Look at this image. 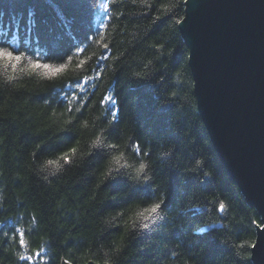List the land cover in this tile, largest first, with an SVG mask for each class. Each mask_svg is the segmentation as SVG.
I'll use <instances>...</instances> for the list:
<instances>
[{"label": "trees", "instance_id": "obj_1", "mask_svg": "<svg viewBox=\"0 0 264 264\" xmlns=\"http://www.w3.org/2000/svg\"><path fill=\"white\" fill-rule=\"evenodd\" d=\"M90 4L0 0V32L10 39L19 20V47L30 56L37 46L34 40L25 43L23 28L34 19L41 48L36 54L47 51L45 62L58 63L89 31ZM110 8L109 49L93 45L92 60L79 73L69 69L51 80L17 73L9 82L0 72V264H252L250 248L236 246L254 242L252 221L260 216L230 179L198 113L188 48L176 23L184 16V0H115ZM106 52L109 59L97 65ZM99 67L103 72L96 87L88 88L85 107L76 113L78 100L68 112L66 85ZM110 89L120 108L113 124L100 106ZM84 120L88 128L81 126ZM102 128L106 143L119 147L89 155ZM71 147H78L71 164L41 171ZM119 151L129 164L151 159L152 191L168 198L166 215L148 229L132 230L124 220L151 203L149 196L127 176L103 177ZM145 151L150 157H143ZM219 200L228 206L224 215L215 211ZM194 208L202 211H190ZM13 225L25 230L26 246H20ZM208 225L215 227L199 231Z\"/></svg>", "mask_w": 264, "mask_h": 264}, {"label": "water", "instance_id": "obj_2", "mask_svg": "<svg viewBox=\"0 0 264 264\" xmlns=\"http://www.w3.org/2000/svg\"><path fill=\"white\" fill-rule=\"evenodd\" d=\"M183 18L198 113L230 179L264 216V0H187ZM253 243L252 264H264V231Z\"/></svg>", "mask_w": 264, "mask_h": 264}, {"label": "snow or ice", "instance_id": "obj_3", "mask_svg": "<svg viewBox=\"0 0 264 264\" xmlns=\"http://www.w3.org/2000/svg\"><path fill=\"white\" fill-rule=\"evenodd\" d=\"M49 4H53L54 0H47ZM186 3L187 0H184ZM115 3V0H91L90 10L92 17L94 18L89 27V31L85 34L82 40H74L73 46L69 49L67 53L61 57V62L49 63L45 62L50 58V53L44 51L42 54L37 55L36 53L41 51L39 45V38L33 36V29L35 27V20L29 18L26 20L23 32L26 36L25 43L27 44L29 40H34L36 43V48L32 50V55H26L25 51H21L19 47V33L21 32L20 21L17 20L15 23V30L12 32L11 38H7V34L0 32V72H3L7 81L11 82L15 78L14 74H36L42 78L55 79L60 75L67 72L69 69L74 73H79L85 69L89 61L92 60V55L89 54V49L96 45L103 49H109V44L105 42L108 40L109 34V23L113 19V11L110 8V4ZM167 11H171V8H167ZM156 19H160L159 16ZM183 17L176 20L177 24L182 23ZM69 30V29H66ZM109 59V53L106 52L104 55L96 58L97 65L100 61ZM74 65V66H73ZM11 70L12 74H9ZM103 68L99 67V70L93 69L92 74L85 75L83 78L75 79L70 81L66 85L67 92L70 95H65L64 99L68 103V112H73V105L79 100V105L75 107V112L80 113L81 109L85 107V101L88 99V88H95L96 80H99ZM138 77L143 79L141 73L136 74ZM163 80V77L160 78ZM79 93L84 95L81 97ZM175 96V92L172 93ZM47 103V101H45ZM100 106L104 108L106 115L104 118L108 120L109 124H113L116 121L118 113L120 111L119 103L114 95V90L110 89L100 100ZM110 116V119H109ZM74 117H70L65 120L66 125L72 124ZM99 119V118H97ZM95 123V122H93ZM83 128L89 127V121L84 120L81 124ZM107 132L105 129L95 135L94 139L91 140V150L89 155L93 154L92 150L107 149L109 151L115 152L119 145L116 143H106ZM133 150L138 157L141 156V149L139 143L134 144ZM78 152V147H71L67 151L62 152L59 157L55 160L49 159L46 161L41 171H44L48 167L55 170L63 168L65 165L72 163L73 158ZM35 155V154H33ZM143 157H150V152L145 151ZM62 162V163H61ZM153 162L151 159L145 160L141 158L136 164H129L126 160L125 153L119 151L117 154L111 155L110 159L106 165V171L103 173L104 179H114L116 176H127L135 182L137 189L148 195L151 199V203L146 206L138 207L132 214H130L124 224L132 229H148L151 225L155 224L158 220H161L166 215L165 209L167 208V197L163 194L160 196L156 195L155 191H152L153 185L155 184L154 168L150 165ZM199 161L197 164L199 165ZM205 176L208 173H204ZM46 178V177H45ZM228 210V206L223 200L216 202L215 211L221 215H224ZM194 213H199L202 211L200 208L190 209ZM207 211V209H203ZM118 215L123 216L124 213L121 212ZM252 225L257 230L264 231V216H261L258 220H253ZM215 225H208L207 228H201L199 231L207 232L208 228H214ZM15 233L19 236L20 246H26L25 240V230L23 228H16L13 225ZM6 234V233H5ZM253 242H241L236 247L238 249H246L255 247ZM43 250H41L42 252ZM41 253L37 252L36 256H40ZM21 260L32 261L33 256L19 257ZM107 264V262H105Z\"/></svg>", "mask_w": 264, "mask_h": 264}]
</instances>
